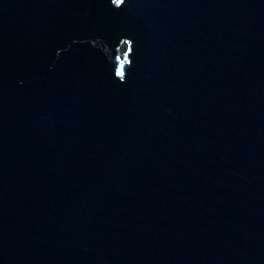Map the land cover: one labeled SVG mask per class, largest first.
Returning <instances> with one entry per match:
<instances>
[{"label": "water", "instance_id": "water-1", "mask_svg": "<svg viewBox=\"0 0 264 264\" xmlns=\"http://www.w3.org/2000/svg\"><path fill=\"white\" fill-rule=\"evenodd\" d=\"M0 264H264V0H0Z\"/></svg>", "mask_w": 264, "mask_h": 264}]
</instances>
